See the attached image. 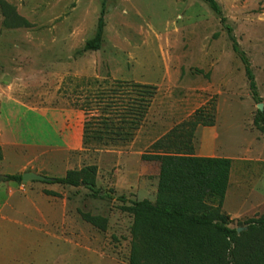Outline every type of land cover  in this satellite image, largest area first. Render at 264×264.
Here are the masks:
<instances>
[{"label": "rangeland", "instance_id": "374dc122", "mask_svg": "<svg viewBox=\"0 0 264 264\" xmlns=\"http://www.w3.org/2000/svg\"><path fill=\"white\" fill-rule=\"evenodd\" d=\"M3 1L22 21L7 27L0 7V90L12 91L37 110L67 114L71 131L85 118L78 105L90 101L106 80L151 85L156 93L132 140L107 147L62 149L53 136L67 133L65 127L51 129L31 113L23 117L27 128L40 122L37 132L56 142L42 149L56 160L52 173L44 169L40 175L62 177V157L72 170L95 165L101 196L93 197L83 186L57 184L48 195L40 187L54 184L41 181L24 183V192L9 195L7 187L14 182L3 181L0 264H128L133 217L121 207L156 197L159 163L142 156L160 153L153 144L202 107L214 106V124L197 127L193 153L233 160L223 212L234 221L264 213V134L253 124L259 102L251 96L225 27L206 3ZM216 1L250 61L264 110V0ZM102 6V45L84 52ZM82 214L105 218L106 229Z\"/></svg>", "mask_w": 264, "mask_h": 264}, {"label": "trees", "instance_id": "16d2710c", "mask_svg": "<svg viewBox=\"0 0 264 264\" xmlns=\"http://www.w3.org/2000/svg\"><path fill=\"white\" fill-rule=\"evenodd\" d=\"M202 1L225 27L232 51L243 65L251 96L260 103L250 61L237 43L219 4L216 0ZM0 7L7 27L22 21L3 0ZM104 15L102 6L95 34L85 42L84 52L100 49ZM155 93L156 88L147 84L107 80L99 84L91 100L85 98L88 102L78 105V110L85 115L82 146L107 147L130 142ZM214 112V106L198 108L188 120L153 144L160 153L142 156L144 160L159 163L156 197L154 202L145 199L121 207L133 217L128 264H264V213L234 221L222 210L232 160L193 153L195 130L198 126H213ZM253 124L264 134V110H257ZM96 175L97 166L87 165L79 170H68L64 176L47 183L83 186L93 197H98L101 190L96 185ZM3 181L20 183L21 175H6ZM119 199L124 201L123 196ZM82 218L103 231L106 229L105 218L89 214H82ZM237 228L242 230L237 232Z\"/></svg>", "mask_w": 264, "mask_h": 264}, {"label": "crops", "instance_id": "0c3cea01", "mask_svg": "<svg viewBox=\"0 0 264 264\" xmlns=\"http://www.w3.org/2000/svg\"><path fill=\"white\" fill-rule=\"evenodd\" d=\"M31 113L38 116L40 119H43L47 125L54 129L55 127L62 126L66 128L65 134L59 136L54 133L53 137H56L60 142L62 149H82V128L83 122L82 119L76 124V129L71 131V125L66 126L67 114H61L50 109H35L30 105L24 103L23 101L16 98L12 91H7L6 89L0 90V148L2 152V159L0 160V175H22L26 172H32L35 174H42L41 172L45 169L48 172H51V164L56 163V160L49 156L44 155L42 152L43 148L51 143H56L54 139L50 136H45L43 133L40 134L37 132L39 130V124L32 125L29 124L30 128H27V123H22L23 117ZM41 125V124H40ZM30 131V132H29ZM36 131V132H35ZM259 131V130H258ZM260 132V131H259ZM28 133V134H27ZM39 150V151H37ZM205 154V153H204ZM214 154V153H211ZM221 154V153H220ZM246 154V153H243ZM264 154V153H261ZM196 156L201 157H222L231 159L228 156H202L200 154L194 153ZM232 160V159H231ZM59 163L64 164L63 176L68 170H72L66 166V157L60 159ZM233 163V160H232ZM229 175L228 187L231 179V169ZM159 172V171H158ZM43 176V175H42ZM45 176V175H44ZM49 177V176H45ZM55 178V177H51ZM118 182V181H117ZM0 182V187L3 184ZM29 183H34L31 181ZM130 183V182H129ZM128 184V183H127ZM157 184V182H156ZM58 185V184H57ZM117 185V183H116ZM56 184L53 187H40L45 191H54ZM228 187L226 190L223 207L225 209L227 201ZM157 188V185H156ZM26 189V184L16 183L12 186L7 187V192L9 195L12 194L13 190L23 191Z\"/></svg>", "mask_w": 264, "mask_h": 264}, {"label": "water", "instance_id": "95a60500", "mask_svg": "<svg viewBox=\"0 0 264 264\" xmlns=\"http://www.w3.org/2000/svg\"><path fill=\"white\" fill-rule=\"evenodd\" d=\"M257 109L259 111H263V104L259 103L257 105ZM4 179H5V176L0 175V182H3ZM51 180H52L51 178H48V177H45L42 175H38V174H35L32 172H26V173H23L21 175V183H23V184L27 183V182H31V181L50 182ZM241 230H242V228H237V232H240Z\"/></svg>", "mask_w": 264, "mask_h": 264}]
</instances>
